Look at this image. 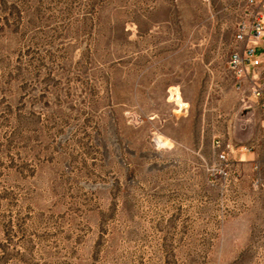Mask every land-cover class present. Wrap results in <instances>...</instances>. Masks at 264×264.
<instances>
[{
  "label": "rangeland",
  "instance_id": "374dc122",
  "mask_svg": "<svg viewBox=\"0 0 264 264\" xmlns=\"http://www.w3.org/2000/svg\"><path fill=\"white\" fill-rule=\"evenodd\" d=\"M247 0H0V264H264Z\"/></svg>",
  "mask_w": 264,
  "mask_h": 264
},
{
  "label": "built area",
  "instance_id": "2783aa9c",
  "mask_svg": "<svg viewBox=\"0 0 264 264\" xmlns=\"http://www.w3.org/2000/svg\"><path fill=\"white\" fill-rule=\"evenodd\" d=\"M245 16L237 23L236 39L245 43L242 52L231 56L230 67L237 77V88L243 89L244 80L252 75L250 99L260 107L264 127V0H247ZM256 172L253 185L264 190V177L260 174L259 163L254 165Z\"/></svg>",
  "mask_w": 264,
  "mask_h": 264
}]
</instances>
